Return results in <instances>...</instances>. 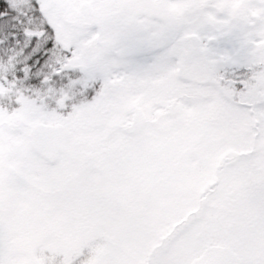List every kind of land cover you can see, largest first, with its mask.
<instances>
[{
	"label": "snow or ice",
	"instance_id": "obj_1",
	"mask_svg": "<svg viewBox=\"0 0 264 264\" xmlns=\"http://www.w3.org/2000/svg\"><path fill=\"white\" fill-rule=\"evenodd\" d=\"M0 264H264V0H0Z\"/></svg>",
	"mask_w": 264,
	"mask_h": 264
}]
</instances>
